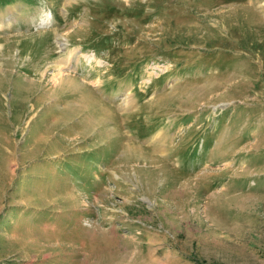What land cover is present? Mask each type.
Wrapping results in <instances>:
<instances>
[{
  "label": "rangeland",
  "instance_id": "obj_1",
  "mask_svg": "<svg viewBox=\"0 0 264 264\" xmlns=\"http://www.w3.org/2000/svg\"><path fill=\"white\" fill-rule=\"evenodd\" d=\"M0 264H264V0H0Z\"/></svg>",
  "mask_w": 264,
  "mask_h": 264
},
{
  "label": "bare ground",
  "instance_id": "obj_2",
  "mask_svg": "<svg viewBox=\"0 0 264 264\" xmlns=\"http://www.w3.org/2000/svg\"><path fill=\"white\" fill-rule=\"evenodd\" d=\"M72 52L70 53V55H69V57H68V60L70 61L71 60V57H72ZM64 70V67H59V69H58V71H57V73H58V75L60 76V78L58 79V82H60L61 81V79H64V74L62 73V71Z\"/></svg>",
  "mask_w": 264,
  "mask_h": 264
}]
</instances>
